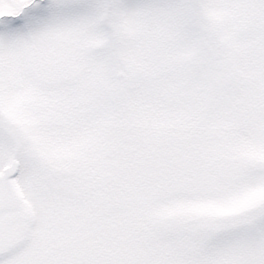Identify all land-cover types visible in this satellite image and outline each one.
<instances>
[{
    "label": "snow or ice",
    "instance_id": "snow-or-ice-1",
    "mask_svg": "<svg viewBox=\"0 0 264 264\" xmlns=\"http://www.w3.org/2000/svg\"><path fill=\"white\" fill-rule=\"evenodd\" d=\"M0 264H264V0H0Z\"/></svg>",
    "mask_w": 264,
    "mask_h": 264
}]
</instances>
